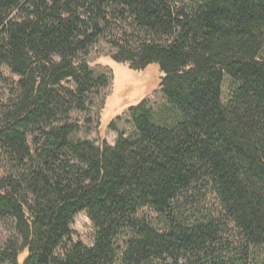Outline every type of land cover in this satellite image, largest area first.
<instances>
[{
    "label": "trees",
    "instance_id": "16d2710c",
    "mask_svg": "<svg viewBox=\"0 0 264 264\" xmlns=\"http://www.w3.org/2000/svg\"><path fill=\"white\" fill-rule=\"evenodd\" d=\"M100 43L164 74V112L131 106L114 144L75 138L111 82ZM263 53L264 0H0V257L264 264Z\"/></svg>",
    "mask_w": 264,
    "mask_h": 264
},
{
    "label": "rangeland",
    "instance_id": "374dc122",
    "mask_svg": "<svg viewBox=\"0 0 264 264\" xmlns=\"http://www.w3.org/2000/svg\"><path fill=\"white\" fill-rule=\"evenodd\" d=\"M111 52L112 48L109 45L100 43L87 57L90 66L97 74L106 73L112 78L110 85L96 99L90 112L73 113L74 121L81 127L75 138L98 143L106 139L110 144H114L119 132L129 134L133 131L128 115L131 106L148 98L158 115L166 109L167 99L160 86L164 74L159 65L153 63L143 70H136L129 63L115 61L110 55ZM229 86L230 79L227 77L224 82L225 98L228 96ZM112 123H114L113 127ZM209 200L213 203L211 196ZM72 229L75 240H80L86 245L93 244L95 228L86 212L77 214ZM6 233L4 227L0 226V246ZM0 264L9 263L0 257Z\"/></svg>",
    "mask_w": 264,
    "mask_h": 264
}]
</instances>
